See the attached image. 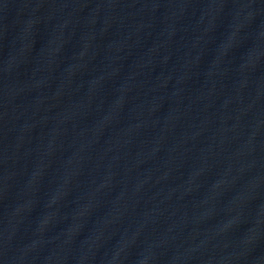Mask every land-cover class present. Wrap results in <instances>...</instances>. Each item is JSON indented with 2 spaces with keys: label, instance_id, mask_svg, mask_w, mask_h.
<instances>
[{
  "label": "water",
  "instance_id": "water-1",
  "mask_svg": "<svg viewBox=\"0 0 264 264\" xmlns=\"http://www.w3.org/2000/svg\"><path fill=\"white\" fill-rule=\"evenodd\" d=\"M0 264H264V0H0Z\"/></svg>",
  "mask_w": 264,
  "mask_h": 264
}]
</instances>
